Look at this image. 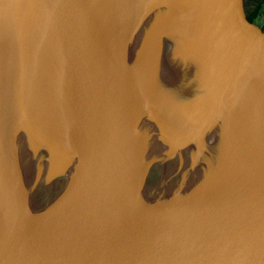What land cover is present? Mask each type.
<instances>
[{"label":"water","instance_id":"1","mask_svg":"<svg viewBox=\"0 0 264 264\" xmlns=\"http://www.w3.org/2000/svg\"><path fill=\"white\" fill-rule=\"evenodd\" d=\"M0 264H264L244 0H0Z\"/></svg>","mask_w":264,"mask_h":264},{"label":"trees","instance_id":"2","mask_svg":"<svg viewBox=\"0 0 264 264\" xmlns=\"http://www.w3.org/2000/svg\"><path fill=\"white\" fill-rule=\"evenodd\" d=\"M248 12L249 17L246 18L252 22L256 23L261 29L264 30V1L263 0H249Z\"/></svg>","mask_w":264,"mask_h":264},{"label":"flooded vegetation","instance_id":"3","mask_svg":"<svg viewBox=\"0 0 264 264\" xmlns=\"http://www.w3.org/2000/svg\"><path fill=\"white\" fill-rule=\"evenodd\" d=\"M244 12H245V16L249 17V12H248V4H246V1L244 0ZM256 24V23H254ZM257 25V24H256ZM262 28V27H261Z\"/></svg>","mask_w":264,"mask_h":264},{"label":"rangeland","instance_id":"4","mask_svg":"<svg viewBox=\"0 0 264 264\" xmlns=\"http://www.w3.org/2000/svg\"><path fill=\"white\" fill-rule=\"evenodd\" d=\"M246 1V4H248L250 1L249 0H245ZM264 1V0H263Z\"/></svg>","mask_w":264,"mask_h":264}]
</instances>
